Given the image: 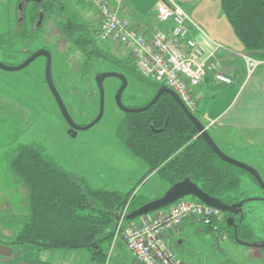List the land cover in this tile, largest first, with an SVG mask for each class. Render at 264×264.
<instances>
[{
	"label": "rangeland",
	"instance_id": "374dc122",
	"mask_svg": "<svg viewBox=\"0 0 264 264\" xmlns=\"http://www.w3.org/2000/svg\"><path fill=\"white\" fill-rule=\"evenodd\" d=\"M25 1L0 0V36L8 27H14L13 18L16 15L13 13L15 9L18 10L19 2L23 4ZM61 1L67 2L91 27H99L98 12L89 0ZM189 5L181 7L200 28V31L191 30L193 37L201 39L202 35L207 36L223 45L234 42L233 46L240 51L241 43L222 10L220 0H203L198 5ZM38 27L33 39L16 43L17 54L14 57H2L0 50V61L16 65L39 48L49 50L52 56L53 83L77 125H85L98 115L100 95L94 78L99 72L116 71L124 74L127 85L120 100L125 107H141L154 96L157 83L141 77L134 70L123 46L112 41H98L104 56L86 57L61 36L51 20L42 18ZM125 63H129L132 68L124 70ZM261 65L257 70H263V62ZM44 69V56H38L19 70L0 69V208L3 205H19L23 198L22 187L6 169L7 153L21 144L42 147L45 154L59 166L83 178L93 188L131 193L136 200L146 202L161 197L169 187L168 183L155 172L147 175L145 162L130 153L116 136L117 126L124 116V111L115 101L120 80L115 77L104 79L102 117L93 126L79 130L72 136L47 86ZM221 89L223 86L214 88L212 92L216 93ZM219 94H214L213 98ZM210 99L211 96L201 98L193 111L204 125L207 123L202 118V111L206 109L205 105ZM253 112L254 110L249 114L250 117ZM208 132L226 155L257 169L264 181L263 129H246L241 132L235 128L209 127ZM241 189L244 190L243 196L259 197L262 194L257 186L247 180L246 174L242 176ZM183 199L194 197L185 196ZM243 209L245 221L250 222L251 237L236 238L227 228L225 218L223 223L211 228L186 223L177 233L167 237V240L177 257L186 264H264V247L258 248L252 246L254 243H248L250 239L252 242L254 239L264 241V200L247 201ZM160 210L134 220L139 221ZM116 228L115 225V230ZM223 234L226 235L225 239ZM14 247L16 254L23 250L22 256L18 258L23 264H34L31 260L43 252L27 245ZM255 250H258L257 254ZM52 252L64 255L65 264H101L92 259L86 249H54ZM131 258L132 253L125 247L121 232L114 233L104 264H139Z\"/></svg>",
	"mask_w": 264,
	"mask_h": 264
},
{
	"label": "trees",
	"instance_id": "16d2710c",
	"mask_svg": "<svg viewBox=\"0 0 264 264\" xmlns=\"http://www.w3.org/2000/svg\"><path fill=\"white\" fill-rule=\"evenodd\" d=\"M220 4L243 50L263 60L264 0H220ZM40 14L86 57L104 56L98 28L91 27L67 2L26 0L13 13L14 27L0 36L2 57H14L16 43L36 36ZM130 67L123 64L124 70ZM116 136L145 162L147 175L157 173L168 186L190 178L226 203L244 195L241 182L247 172L221 160L168 93L143 111L124 112ZM6 162L8 173L22 187L23 198L19 205L0 208L1 244L49 251L86 249L92 259L104 264L120 211L127 205L131 212L146 203L131 193L89 186L38 145H18L7 153Z\"/></svg>",
	"mask_w": 264,
	"mask_h": 264
},
{
	"label": "built area",
	"instance_id": "2783aa9c",
	"mask_svg": "<svg viewBox=\"0 0 264 264\" xmlns=\"http://www.w3.org/2000/svg\"><path fill=\"white\" fill-rule=\"evenodd\" d=\"M89 1L100 18L98 39L123 46L141 77L173 90L190 111L196 110L197 88L209 73L215 83H233L218 58L219 52L230 49L207 36L193 37L191 30L200 28L175 0H157L154 4V16L160 27L152 31H143L132 24L111 7L109 0ZM236 54L245 65L243 88L263 61L244 51ZM128 213L126 205L117 218L115 234L121 232L125 247L139 264H186L174 253L167 237L184 222L216 227L224 219L220 209L197 199L183 198L139 221L127 219ZM222 237L225 239L226 235Z\"/></svg>",
	"mask_w": 264,
	"mask_h": 264
},
{
	"label": "crops",
	"instance_id": "0c3cea01",
	"mask_svg": "<svg viewBox=\"0 0 264 264\" xmlns=\"http://www.w3.org/2000/svg\"><path fill=\"white\" fill-rule=\"evenodd\" d=\"M175 1L180 6H190L189 4L198 5L199 2H203V0ZM109 2L115 11L143 31H152L160 27L153 12V6L157 0H109ZM186 13L188 14L187 11ZM211 40L217 42L213 39ZM219 44L230 49V51L223 50L219 52L218 58L220 59L222 69L232 76L233 83L225 86L224 84L215 83L211 73H209L204 82L197 88L198 101L201 98L205 99L207 96L212 97L205 105L206 109L202 111V118L207 123L205 125L207 130L209 127L235 128L237 131L241 132L246 129L264 130V68L263 70H257L262 66L260 65L246 81L244 87L241 88V83L245 76V65L243 60L236 53L244 51L242 44L241 49H239L240 51H237L236 47L233 46L234 42H230V45L229 43H226V45H223V43ZM220 86H223V89L216 93L212 92L214 88ZM218 93L220 94L213 98L214 94L217 95ZM252 110H254V112L250 117L249 114ZM186 223L191 222H184L181 226ZM179 229L175 233H177ZM1 245L5 244L0 243V264H23L19 261L20 259H18L22 256L23 250H20V254H16V248L14 246ZM41 251L43 252L40 256L38 255L31 260L34 264H58L59 262L65 264L64 255L55 254L52 250ZM255 252L257 254L258 250H255ZM117 259L118 258H116V260ZM131 259L134 260V262L137 261L133 255ZM131 262L133 263V261ZM136 263L139 262L137 261Z\"/></svg>",
	"mask_w": 264,
	"mask_h": 264
},
{
	"label": "water",
	"instance_id": "95a60500",
	"mask_svg": "<svg viewBox=\"0 0 264 264\" xmlns=\"http://www.w3.org/2000/svg\"><path fill=\"white\" fill-rule=\"evenodd\" d=\"M43 18V15L40 14L39 19L36 23V26H38L41 22ZM38 56H44L45 57V69H44V74H45V81L47 83V86L49 88V90L51 91L53 97L55 98V101L59 107L60 113L62 114V116L64 117V119L66 120L69 129L68 132L72 135L75 136L77 134V131L79 130H84L87 129L91 126H93L95 123H97L100 118L102 117L103 114V102H104V87H103V81L106 77H115L118 78L120 80V85L115 93V101L117 103V105L119 106V108L121 110H123L124 112H136V111H143L145 109H147L149 106H151L153 103H155L157 101V99L164 93H168L170 94L174 100L179 104V106L181 107V109L185 112V114L188 116V118L192 121V123L196 126L198 133L202 135V137L207 141L208 145L210 146V148L213 150V152L223 161L236 166L246 172H248L249 174H251L257 181V183L259 184L260 188L264 190V181L261 178L259 172L253 168L252 166L243 163L241 161H238L228 155H226L215 143V141L213 140V138L211 137V135L209 134L207 127L198 119V117L192 112L190 111L185 104L181 101V99L178 97V95L171 90L168 87L165 86H160L154 96L143 106L141 107H125L122 103H121V94L122 91L124 90V88L127 85V81L126 78L124 76V74L116 72V71H104V72H99L95 75V82L97 84V88L99 91V95H100V108H99V112L98 115L89 123L85 124V125H77L73 119L71 118V116L69 115L66 106L59 94V92L57 91L54 83H53V79H52V70H51V63H52V56L49 50H47L46 48H39L35 51H33L30 55H28L22 62H20L19 64L16 65H8L2 61H0V69L3 70H19L22 69L24 67H26L28 64H30L35 58H37ZM185 196H192L194 198H196L197 200L201 201L202 203L211 206V207H215L220 209L222 212H239L240 211V207L242 205V203L244 201L247 200H258L262 198H258V197H251V198H247L246 200L237 202V203H226L223 202L221 199H219L218 197H213L210 196L208 193L204 192L200 187H198L197 184H195L194 182H192L190 180V178H185L181 181L175 182L172 185H170L167 190L165 191V193L157 198V199H153L151 201H148L144 204H142L141 206H139L138 208L132 210L131 212H129L126 216L127 219H134L136 217L142 216V215H146L150 212L153 211H157L160 209H163L167 206H169L170 204H172L173 202L185 197ZM239 208V210H238ZM226 224L228 226H230L232 224V218L228 217L226 219ZM235 237L237 238V235L235 234ZM240 242V241H239ZM241 243H243L241 241ZM245 245H249L248 243H243ZM252 246H257L258 248L264 247V241L259 243V244H252Z\"/></svg>",
	"mask_w": 264,
	"mask_h": 264
},
{
	"label": "flooded vegetation",
	"instance_id": "af4514ba",
	"mask_svg": "<svg viewBox=\"0 0 264 264\" xmlns=\"http://www.w3.org/2000/svg\"><path fill=\"white\" fill-rule=\"evenodd\" d=\"M45 62H46V60H45ZM120 84L121 83L119 81V85ZM246 176H247V180H249V182L252 185L257 186V188H259L262 191V194L259 195L258 198H262V200H264V190L260 188V186L257 183L256 179L251 174H249L248 172H247ZM249 196H251V195H249ZM249 196H243L242 198H236L233 201H231L230 204L237 203V202H240V201L246 200L247 198H251L252 197V196L251 197H249ZM247 201H251V200H247ZM247 201H244L242 203V205L240 207L241 209H240L239 212H230V213L229 212H226V213L223 212L224 218H226V219L228 217L232 218V224L227 227L230 230V232H232L233 235L236 234L238 237L243 236L244 238H245V236H250L251 237V235H252L251 229H250V222L249 221H245V213H244V209H243V205ZM238 210H239V208H238ZM261 242H263L262 239H254L253 242H252V239L248 240V243H254V244H259Z\"/></svg>",
	"mask_w": 264,
	"mask_h": 264
}]
</instances>
